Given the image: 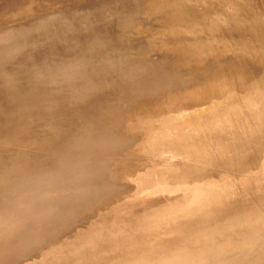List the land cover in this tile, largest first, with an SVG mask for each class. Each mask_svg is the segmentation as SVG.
<instances>
[{"label": "rangeland", "instance_id": "374dc122", "mask_svg": "<svg viewBox=\"0 0 264 264\" xmlns=\"http://www.w3.org/2000/svg\"><path fill=\"white\" fill-rule=\"evenodd\" d=\"M258 44L264 0H0V264H264V75L212 80Z\"/></svg>", "mask_w": 264, "mask_h": 264}, {"label": "bare ground", "instance_id": "6f19581e", "mask_svg": "<svg viewBox=\"0 0 264 264\" xmlns=\"http://www.w3.org/2000/svg\"><path fill=\"white\" fill-rule=\"evenodd\" d=\"M231 8H233L232 6H231ZM236 8V7H235ZM232 10V9H231ZM236 11L237 12H235V13H237L236 15V18H235V22L234 23H232L233 24V26H230V28H232V29H229V31L230 32H236V33H238V31L239 30H242L243 28H244V26H248L249 25V23H251L253 20H254V23H256L258 20H256L255 18H257V16L256 15H254V14H252L249 10H246V9H241V11L239 12L238 11V8H236ZM239 13V14H238ZM240 13H242V14H240ZM196 16H199V14H197ZM259 19V18H258ZM198 21V20H197ZM197 21H195V24H196V27H198L199 25L197 24ZM208 21V20H207ZM255 25H257V23L255 24ZM240 34V33H239ZM256 37H257V35H256ZM246 42H247V40H246ZM243 54H249V53H247V51H246V49H244L243 51H242V53H241V55H240V58L242 57V59L246 56L247 57V55H244V57H243ZM245 57V58H246ZM249 57H251L250 59L251 60H249V61H251V64H252V66H253V64H255V60H259V62H260V60H262V58L261 59H253V57L254 58H259V57H264V44H258V45H255L254 47H253V51H252V56H248V58ZM233 59L232 60V62H229V63H227L226 64V66H223L222 67V69H223V72H222V74L220 75V78L219 79H212L213 81L215 80L216 82H219L220 84H222V82L224 83V86L229 90V88L227 87V83H231V81H228V80H232V83L234 82V83H237L238 85H240V84H244V86H245V84H250L251 83V85H248V86H251V88H255L256 86H255V84L253 83V82H257V81H253V76H252V74L253 75H256V74H258V76H259V73H260V78L258 77V76H255V77H257L256 79H262V77L263 76H261V73H263V75H264V62L262 61V64H260V63H257V65L258 64H260L259 66L260 67H258L257 69H256V71L255 72H252V73H249L248 71H245L246 69H248V67H249V65L247 64L248 62H246V61H248L247 59H246V61L244 62V64L246 63V69H244L245 67V65H243L242 66V60L241 59ZM257 65H256V67H257ZM251 66V67H252ZM244 67V68H243ZM251 67H250V69H251ZM254 67V66H253ZM252 71H253V68L251 69ZM218 73H220V72H218ZM256 73V74H255ZM210 77L211 76H208L207 77V79H206V81H204V83H207V82H209V81H212L211 79H210ZM248 77H250V78H248ZM254 77V78H255ZM255 80V79H254ZM264 80V79H263ZM263 80H261V82L263 81ZM260 81V80H259ZM243 82V83H242ZM252 83H253V85L255 86V87H253L252 86ZM256 84H258V82L256 83ZM243 86V85H242ZM203 87V86H202ZM202 87H199V91H198V93L201 91V89H202ZM231 87V86H230ZM245 87H247V86H245ZM245 87H241L243 90L245 89ZM251 88H249L248 89V87L246 88V90L248 89V91L251 89ZM250 91H253V89H251ZM215 93V92H214ZM217 93V92H216ZM200 95V94H199ZM216 95V94H215ZM214 95V96H215Z\"/></svg>", "mask_w": 264, "mask_h": 264}]
</instances>
